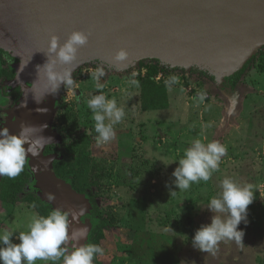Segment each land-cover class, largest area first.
Segmentation results:
<instances>
[{"label":"rangeland","instance_id":"rangeland-1","mask_svg":"<svg viewBox=\"0 0 264 264\" xmlns=\"http://www.w3.org/2000/svg\"><path fill=\"white\" fill-rule=\"evenodd\" d=\"M0 55V127H6L23 90L14 83L19 59L10 54L16 60L12 68L6 60L10 56ZM99 65L105 70L103 93L115 98L126 113L115 126V139L104 145L96 143L95 122L87 107V100L99 94L90 74ZM152 65L151 60L125 66L99 58L86 60L76 66L73 85L60 86V93L65 86L67 98L75 105L78 122H68L64 131L59 122L50 123L57 138L47 145L48 156L55 161L86 154L89 184L94 183L92 189L80 192L60 178L87 204L84 215L70 216V246L96 242L92 193L100 216L111 222L98 240L104 255L97 256L94 264H264V46L234 88V75L219 78L199 66L159 62L153 79L165 84L169 95L160 105L143 101L144 80ZM76 88L81 96L76 97ZM56 113L55 108L53 118ZM195 139L205 144L219 141L226 153L207 182L179 190L172 175L178 161L168 165L163 161L179 160ZM225 177L250 185L255 198L248 206L247 222L239 225L243 241L224 240L215 254L204 253L193 247L191 238L201 225L211 223L214 213L206 204L221 191ZM33 215H42L34 203L5 202L0 196V231L13 232L14 242L19 243V232L26 230Z\"/></svg>","mask_w":264,"mask_h":264},{"label":"water","instance_id":"water-1","mask_svg":"<svg viewBox=\"0 0 264 264\" xmlns=\"http://www.w3.org/2000/svg\"><path fill=\"white\" fill-rule=\"evenodd\" d=\"M75 30L88 33L89 40L67 66L71 76L78 64L99 58L118 66L144 60L199 66L225 78L241 71L264 46V0H0V47L19 59L14 83L23 90L6 125L11 132H19L22 123L46 124L41 134L51 142L57 138L50 123L60 88L37 103L32 93L39 96L47 88L36 66L46 62L52 35L63 44ZM121 48L129 55L117 61ZM25 99L27 106L21 107ZM50 143L37 156L27 157L36 187L56 208L81 217L86 200L56 177L53 156L44 154Z\"/></svg>","mask_w":264,"mask_h":264},{"label":"clouds","instance_id":"clouds-1","mask_svg":"<svg viewBox=\"0 0 264 264\" xmlns=\"http://www.w3.org/2000/svg\"><path fill=\"white\" fill-rule=\"evenodd\" d=\"M88 40L89 34L83 30L73 31L63 44L60 43L59 36H51L46 51L47 60L43 65L36 66L37 77L43 75L47 88L42 95L32 93L37 103L42 102L46 94H56L61 84L66 87L73 85L72 68L67 66L74 64L79 48L86 45ZM128 55L129 52L121 48L115 59L124 61ZM90 74L99 94L87 100V107L95 122L92 131L96 133V143L104 145L115 139V126L123 121L126 113L123 107L118 106L115 98H107L102 91L105 87L101 83V78L105 76L104 67L99 65ZM26 106L25 99L21 107ZM37 111L44 112L47 109L38 108ZM46 127V124L36 126L22 123L20 131L15 133L7 127H0V177L18 176L24 170L29 154L37 156L51 142V137L41 134ZM36 129L39 130L38 135L35 134ZM225 153L226 147L219 141L205 144L202 140L195 139L179 160L162 161L165 165L178 161V166L172 173L174 184L179 190H187L193 183L201 180L207 182L219 170ZM220 189L206 204L214 213L211 223L201 225L191 238L193 247L204 253L215 254L218 244L224 240H234L237 243L243 241L244 231L239 225L242 221L247 222V209L255 198L256 191L250 185L239 183L231 177H225L221 181ZM48 199H54L53 194H49ZM71 215L74 213L59 207L53 208L47 216L33 215L26 230L19 232V243L13 241V232L0 231V264H36L38 260L62 261V264H94L97 256L104 255V249L94 243L70 246Z\"/></svg>","mask_w":264,"mask_h":264},{"label":"trees","instance_id":"trees-1","mask_svg":"<svg viewBox=\"0 0 264 264\" xmlns=\"http://www.w3.org/2000/svg\"><path fill=\"white\" fill-rule=\"evenodd\" d=\"M145 61V60H144ZM149 61V60H148ZM153 65L149 70V77L144 80L143 87V101L149 105H160L167 102L169 95L165 84H158L153 79V76L157 73L158 60H151ZM251 61V60H250ZM250 63V62H249ZM248 63V64H249ZM247 64V65H248ZM247 65L234 75V79H237L243 74ZM234 85L237 81L233 82ZM44 154L50 155V147H46ZM89 158L86 154L77 156H70L69 160L57 159L53 161V169L56 177L65 178L68 180L74 188L78 191H86L89 188L94 187V183L89 184V171L87 170ZM83 184V187L80 185ZM89 200L93 205L94 218L98 221V225L93 229V234H98L95 244H98L99 238L103 236V232L109 228L111 222L100 216L95 195L89 193ZM0 196L5 202L19 203V202H32L35 204L36 209L43 215L47 216L53 209L51 206H47L43 201L42 194L36 187V179L30 168V164L27 161L24 170L16 177H2L0 182ZM111 226V225H110Z\"/></svg>","mask_w":264,"mask_h":264},{"label":"flooded vegetation","instance_id":"flooded-vegetation-1","mask_svg":"<svg viewBox=\"0 0 264 264\" xmlns=\"http://www.w3.org/2000/svg\"><path fill=\"white\" fill-rule=\"evenodd\" d=\"M0 54H2V55L8 54L10 56L9 53L3 51L2 49H0ZM0 57H1V55H0ZM4 57H5V55H4ZM13 58L14 57H11V56H10V58L6 57V60L9 61V64L11 65V67L15 66V64H16V60H15V58L14 59ZM2 62L3 61L0 58V64H2ZM14 71H15V68H14ZM240 77H239V79H240ZM238 80H236L237 83H238ZM237 83H235V85L233 83V85H232L233 88L236 87ZM64 88H65V86H64ZM64 88H63V90H64L63 93L59 94V99L56 102L57 113L55 114L54 118L51 120V122H59V126H60V128L63 129V131L65 129H67L66 126H67L68 122H70V121L71 122H78L76 110L73 109V107H72V106L75 107V105H72L70 100L67 98V96H66L67 91H65ZM75 94H76V97L81 96V91L78 88H76Z\"/></svg>","mask_w":264,"mask_h":264}]
</instances>
